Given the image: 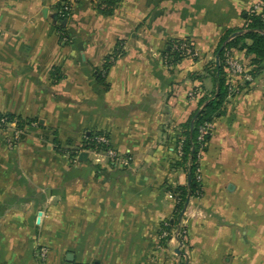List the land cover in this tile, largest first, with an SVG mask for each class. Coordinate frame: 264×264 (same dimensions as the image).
I'll return each mask as SVG.
<instances>
[{"label": "crops", "instance_id": "crops-1", "mask_svg": "<svg viewBox=\"0 0 264 264\" xmlns=\"http://www.w3.org/2000/svg\"><path fill=\"white\" fill-rule=\"evenodd\" d=\"M63 3L0 0V114L33 121L14 148L0 130V264H264V65L213 124L201 196L164 229L188 184V95L212 90L220 38L261 0H66L62 32ZM176 42L194 56L169 66ZM91 132L129 165L57 151Z\"/></svg>", "mask_w": 264, "mask_h": 264}, {"label": "trees", "instance_id": "trees-1", "mask_svg": "<svg viewBox=\"0 0 264 264\" xmlns=\"http://www.w3.org/2000/svg\"><path fill=\"white\" fill-rule=\"evenodd\" d=\"M63 4H60L57 10L58 16V30L64 31L62 25L63 21L69 16V9L66 0H63ZM246 24L243 29L228 30L220 38L218 45L214 52V57L218 53L220 54V65L217 66L215 60L212 65L207 68L213 76L212 90L204 94L202 90V96L200 98L199 109L191 116V118L183 125V139L181 140V152L182 156L176 166L181 167L188 176V184L185 186L177 187L173 194L176 197V206L174 219L168 222L164 229H172V223H177V219L186 207L187 201L191 198L200 197L202 194V182L199 174V162L200 157L207 150L208 142L211 139L212 130L205 137L204 141H200L199 129L205 124H214V122L222 117L225 113V107L229 99L237 96L242 90L241 79H233L229 69L227 67L228 54L231 55V51L237 49L245 52V54L251 58V68H245L251 77H256L263 69L264 65V0H261V10L258 12L256 8L251 9L245 17ZM66 35V34H65ZM249 41V42H248ZM183 42H176L178 48L169 51L165 57L169 66L179 63L187 55L180 49ZM118 56V53L114 55L112 59ZM110 60V59H109ZM105 65V71L108 70L112 61H109ZM237 82L240 86L239 91L235 94H230L229 87L231 82ZM98 83L108 90V85L105 83L102 73L98 72ZM199 90V89H198ZM6 119L7 122H15L17 129L21 130L26 125L31 124L33 121H24L21 118H17L12 115L0 114V121ZM193 122V127H192ZM97 136H105L103 133L91 132L85 135L84 141L81 147L67 148L57 146V151L62 154H67L71 158H77L80 153L84 151H90L94 153H102L107 149V146L97 143ZM165 238V240L169 239ZM164 240V242H165ZM80 264V263H74ZM184 264V263H182Z\"/></svg>", "mask_w": 264, "mask_h": 264}, {"label": "built area", "instance_id": "built-area-1", "mask_svg": "<svg viewBox=\"0 0 264 264\" xmlns=\"http://www.w3.org/2000/svg\"><path fill=\"white\" fill-rule=\"evenodd\" d=\"M68 10L69 9L66 8V11H68ZM176 48H178V46H176ZM180 49L187 56H194V51L190 46H188V44H182ZM166 64H167V62H166ZM227 67H228L229 72H230L233 79L240 78L241 81H246V80L251 79V76L247 72H245L244 65L240 61L233 58L229 54H228V59H227ZM239 88H240V86L238 85V83L234 82V80H233L231 82L230 87H229L230 94L237 93L239 91ZM201 96H202V93L198 89L192 90L188 95L190 101H195L197 99H200ZM8 129H10L12 131L11 138L9 140V146L11 148H14L21 138L22 130L17 129L15 122H7L6 119H2L0 121V130L7 131ZM212 129H213L212 124H205L204 126H201L199 129V138L198 139L200 141H204L205 137L208 135V133ZM95 139H96L97 143H100V144L107 146V149L102 153L104 154V156L108 160H110L114 163H117V164H121L123 166L129 165V160L126 157L120 156L117 152H115L110 147L109 140L106 136H97ZM179 153L182 154L181 147H179Z\"/></svg>", "mask_w": 264, "mask_h": 264}, {"label": "water", "instance_id": "water-1", "mask_svg": "<svg viewBox=\"0 0 264 264\" xmlns=\"http://www.w3.org/2000/svg\"><path fill=\"white\" fill-rule=\"evenodd\" d=\"M53 19H54V21L56 23L58 22V16H57V14L53 16ZM66 23H67L66 20L63 21V24H66ZM215 62L217 64V66L219 67V65H220V54L219 53L216 56ZM192 127H193V122H192ZM79 158H80V160L86 161L87 158H88V153L87 152L80 153ZM188 203H189V200L187 201V204L186 205H188ZM183 214H184V211L182 212L181 217H182ZM67 259L68 260H72V254H68Z\"/></svg>", "mask_w": 264, "mask_h": 264}, {"label": "rangeland", "instance_id": "rangeland-1", "mask_svg": "<svg viewBox=\"0 0 264 264\" xmlns=\"http://www.w3.org/2000/svg\"><path fill=\"white\" fill-rule=\"evenodd\" d=\"M189 98V97H188ZM200 178V177H199Z\"/></svg>", "mask_w": 264, "mask_h": 264}]
</instances>
